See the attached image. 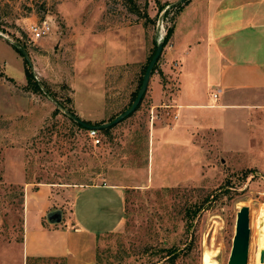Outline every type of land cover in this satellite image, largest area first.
Segmentation results:
<instances>
[{"label": "rangeland", "instance_id": "obj_1", "mask_svg": "<svg viewBox=\"0 0 264 264\" xmlns=\"http://www.w3.org/2000/svg\"><path fill=\"white\" fill-rule=\"evenodd\" d=\"M176 1L0 0V249L11 248V255L19 249L18 180L63 189L121 180L128 187L124 221L97 238L92 264H171V258L174 264H204L206 252L228 264L243 206L249 208L247 264H255L264 244V99L246 105L255 98L250 93L238 97L236 107L195 109L191 122L198 128H185L183 138L182 127L173 129L186 124L188 113L179 109L177 119L165 108L151 113L146 91L134 112L109 133L99 132V143L59 107L91 122L123 111L155 43L173 24L170 5ZM42 19L51 31L32 41L28 27ZM12 44L24 49L41 91L25 88L24 57ZM176 89L173 79L165 92L173 98ZM156 124L163 128L151 133L150 175L147 138ZM186 207L196 209L192 218ZM1 264L21 263L15 257ZM27 264L66 262L38 258Z\"/></svg>", "mask_w": 264, "mask_h": 264}, {"label": "crops", "instance_id": "obj_2", "mask_svg": "<svg viewBox=\"0 0 264 264\" xmlns=\"http://www.w3.org/2000/svg\"><path fill=\"white\" fill-rule=\"evenodd\" d=\"M158 66L157 74L154 71L149 79L152 88L146 90L151 98L150 112L165 108L178 118L179 109L186 111V124L178 123L173 129L179 133L182 127L183 138L185 128H198L191 122L190 113L195 109L236 107L238 97L250 93H255L251 95L255 98L246 105L259 104L257 101L264 99V0H189L176 13ZM173 79L177 89L172 98L165 88ZM217 89V98H212ZM162 128L156 124L148 132L150 175L151 133L156 130L159 135ZM162 135L158 145L164 144ZM18 182L23 184L20 245L13 255L11 248L6 252L0 249V264L15 257L21 264L38 258L92 264L97 238L116 231L124 221L128 187L121 180L72 184L64 189L51 182L23 178Z\"/></svg>", "mask_w": 264, "mask_h": 264}, {"label": "water", "instance_id": "obj_3", "mask_svg": "<svg viewBox=\"0 0 264 264\" xmlns=\"http://www.w3.org/2000/svg\"><path fill=\"white\" fill-rule=\"evenodd\" d=\"M184 0H178L175 3H172L171 5H175L178 3L183 2ZM170 5V6H171ZM165 12V11H163ZM20 51L23 53V56L27 58V55L22 47H19ZM163 50V42L162 40H158L156 44L155 51L149 60L146 69L143 73L141 84L139 86V89L137 91V94L134 98V100L131 102V104L121 113L116 115L113 119L97 124V125H88L86 124L82 119H80L75 114L68 111L66 108H63L61 106L60 109L72 120L76 121L77 123L83 125L87 129H95V130H101L103 128L112 127L113 125L119 123L121 120L129 116L132 112L136 110V107L141 102L142 97L144 96L150 76L152 75L153 67L155 66L159 56L161 55ZM57 221L60 219V216H58ZM249 208L247 206L241 207L237 214H236V221H235V231L233 235V241H232V247L228 259V264H247L248 259V244H249ZM260 261L263 262L264 260V250L260 251Z\"/></svg>", "mask_w": 264, "mask_h": 264}, {"label": "trees", "instance_id": "obj_4", "mask_svg": "<svg viewBox=\"0 0 264 264\" xmlns=\"http://www.w3.org/2000/svg\"><path fill=\"white\" fill-rule=\"evenodd\" d=\"M188 1H189V0H184V1L181 2V3L175 4V5H171V6H173V8L176 9V13H177L179 10H181V8L183 7V5H185ZM129 7L132 9L133 12H136V13L139 12V10L136 9L134 5H130ZM162 8H163V7L161 6V7H160V10H161ZM167 12H168V11H166V13H167ZM143 16L148 17L147 14H145V13L143 14ZM172 31H173V24H172L170 27H168V28L166 29L165 35H164V37H163V39H162L163 47L167 44L168 39H169L170 35L172 34ZM156 44H157V42L155 43V45H154V47H153L151 53H150L149 56L147 57V60H146L145 64L143 65L142 69H141V75H140V78H139V83H138L136 89H135V90L132 92V94H131V97H130V101H129V103H128V106L131 104V102L134 100V98H135V96H136V94H137V91H138L139 86H140V84H141V80H142L143 73H144V71H145V69H146V66H147L149 60L151 59V57H152V55H153V53H154V51H155ZM12 46H13V48H14L19 54H21V55L23 56V53L20 51V49L18 48V46H16L15 44H12ZM23 57H24V56H23ZM159 58H160V56H159ZM159 58H158V60H157V62H156V64H155V66L153 67L152 73H153V72L157 69V67H158V61H159ZM24 66H25V67H24V73H25V78H26V86H25V88H28V90H31V89H32V90H35V91H41V90H42V89H41V86H40V84L34 79L33 74H32V71H31L30 67L28 66V60H27V58H25V57H24ZM47 92H49V91H47ZM142 98H143V97H142ZM141 100H142V99H141ZM59 104H61V103H59ZM139 105H140V103L138 104V106L136 107V109L139 107ZM58 106H59V105H58ZM128 106H127V107H128ZM127 107H126V108H127ZM126 108H125V109H126ZM66 109H67L68 111H70L71 113H73L72 110H71L69 107H67ZM125 109H124V110H125ZM124 110H123V111H124ZM56 111H59V108H58V107L56 108ZM121 112H122V111H121ZM121 112H120V113H121ZM73 114H74V113H73ZM117 115H118V114H117ZM115 116H116V115H115ZM115 116H114V117H115ZM114 117L110 118L109 120L113 119ZM109 120H108V121H109ZM84 122H85L86 124H88V125H97V124L103 123V122H105V121L91 122V121H89V120H84ZM75 124H76L77 126H79V127H82V128H84V129H87L86 127H84L83 125L77 123L76 121H75ZM110 128H111V127L103 128V129L98 130V131L101 132V133L107 134V133H109ZM244 177H247V175L245 174ZM21 196H23V192H21ZM198 207H199V206H198ZM195 212H196V209H194L193 207H186V215H188L189 218H192V214H194ZM171 252H173V250H169V251L167 252V254L169 255V254H171ZM171 264H174V263H173V258H171Z\"/></svg>", "mask_w": 264, "mask_h": 264}, {"label": "built area", "instance_id": "obj_5", "mask_svg": "<svg viewBox=\"0 0 264 264\" xmlns=\"http://www.w3.org/2000/svg\"><path fill=\"white\" fill-rule=\"evenodd\" d=\"M50 31H51V23L48 21V19H42L40 21L33 22L28 27V33L32 41H37L38 39L45 37L46 35L50 33ZM219 91L220 89H217L215 92H213L212 98H217ZM171 116L174 119L177 118L176 113L172 112ZM87 131L94 143L100 142V138L98 136V130L88 129Z\"/></svg>", "mask_w": 264, "mask_h": 264}, {"label": "bare ground", "instance_id": "obj_6", "mask_svg": "<svg viewBox=\"0 0 264 264\" xmlns=\"http://www.w3.org/2000/svg\"><path fill=\"white\" fill-rule=\"evenodd\" d=\"M260 246L264 247V244H261ZM260 246L257 250V254H256V258H255V264H264V260L263 262L260 261L259 257H260V251L264 250V249H260ZM211 251V250H210ZM215 252V251H214ZM215 253L212 252H206L205 254V258L204 259V264H218L217 260L214 259ZM249 258V257H248ZM249 262V261H248Z\"/></svg>", "mask_w": 264, "mask_h": 264}]
</instances>
